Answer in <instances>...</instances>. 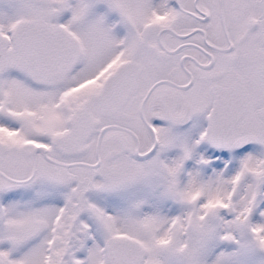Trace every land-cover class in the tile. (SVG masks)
Listing matches in <instances>:
<instances>
[{"label":"snow or ice","instance_id":"1","mask_svg":"<svg viewBox=\"0 0 264 264\" xmlns=\"http://www.w3.org/2000/svg\"><path fill=\"white\" fill-rule=\"evenodd\" d=\"M0 264H264V0H0Z\"/></svg>","mask_w":264,"mask_h":264}]
</instances>
